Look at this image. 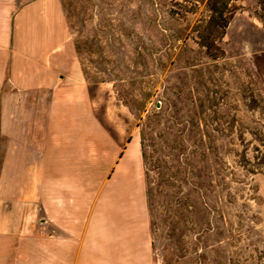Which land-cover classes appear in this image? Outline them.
Segmentation results:
<instances>
[{"label": "rangeland", "instance_id": "1", "mask_svg": "<svg viewBox=\"0 0 264 264\" xmlns=\"http://www.w3.org/2000/svg\"><path fill=\"white\" fill-rule=\"evenodd\" d=\"M60 4L98 122L143 141L155 264H264V168L242 165L264 141L259 0H229L215 58L206 0Z\"/></svg>", "mask_w": 264, "mask_h": 264}, {"label": "crops", "instance_id": "2", "mask_svg": "<svg viewBox=\"0 0 264 264\" xmlns=\"http://www.w3.org/2000/svg\"><path fill=\"white\" fill-rule=\"evenodd\" d=\"M84 84L60 0H0V264H155L138 136Z\"/></svg>", "mask_w": 264, "mask_h": 264}, {"label": "trees", "instance_id": "3", "mask_svg": "<svg viewBox=\"0 0 264 264\" xmlns=\"http://www.w3.org/2000/svg\"><path fill=\"white\" fill-rule=\"evenodd\" d=\"M206 4L209 10V15L203 27L197 31L198 44L204 47V50L207 55L212 58L217 57L221 52L219 47H217V41L220 40L221 36L224 33V29L231 17V11L229 8V0H206ZM259 14L258 17L262 22H264V0H259ZM140 138L142 139L141 133ZM260 146H255L252 152V155L249 157L246 156L245 151H243L242 156L246 163L242 165L249 172H255L254 170L259 168H264V141L261 140ZM262 146V148H261ZM144 144L140 140V149L141 156L143 161V166L146 165L145 153L143 151ZM246 165L248 167H246ZM166 169L169 167L165 166ZM145 178V190L146 196L149 195V185L147 184V172L144 170ZM167 188L171 186L169 183H166ZM149 204V201H148Z\"/></svg>", "mask_w": 264, "mask_h": 264}, {"label": "water", "instance_id": "4", "mask_svg": "<svg viewBox=\"0 0 264 264\" xmlns=\"http://www.w3.org/2000/svg\"><path fill=\"white\" fill-rule=\"evenodd\" d=\"M157 104H158V102H157ZM157 104H156V105H157Z\"/></svg>", "mask_w": 264, "mask_h": 264}]
</instances>
